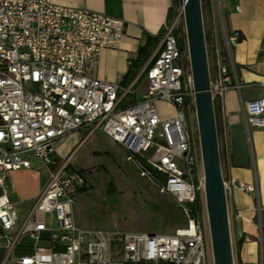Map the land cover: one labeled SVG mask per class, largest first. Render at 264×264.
<instances>
[{
  "label": "built area",
  "instance_id": "1",
  "mask_svg": "<svg viewBox=\"0 0 264 264\" xmlns=\"http://www.w3.org/2000/svg\"><path fill=\"white\" fill-rule=\"evenodd\" d=\"M124 26L105 13L52 0H0L1 264H207L197 200L201 154L187 122V99L194 101V90L183 6L162 25L161 50L145 70L143 91L95 75L101 50L119 47ZM222 33L223 45L214 38L209 53L206 48L208 70H214L211 99L220 104L225 92L241 88L230 54L240 34ZM157 102L172 106L175 115L161 117ZM243 114L247 127L264 130V97L244 103ZM82 131L89 136L99 131L122 148L142 177L173 198L185 227L172 234L77 227L73 206L89 182L72 166V155L58 156L55 144ZM22 169L43 172L46 182L20 217L5 182L10 172ZM199 184L204 191L203 177ZM226 185L223 180L224 190ZM229 185L255 192L253 184L231 179ZM256 216L255 242L264 264V208L257 207ZM26 247L28 252L15 255Z\"/></svg>",
  "mask_w": 264,
  "mask_h": 264
},
{
  "label": "crops",
  "instance_id": "2",
  "mask_svg": "<svg viewBox=\"0 0 264 264\" xmlns=\"http://www.w3.org/2000/svg\"><path fill=\"white\" fill-rule=\"evenodd\" d=\"M52 1L57 5L88 9L123 20L124 34L119 47L101 50L95 75L106 82L123 86L135 84L138 90H145L144 73L161 50L159 33L167 20L172 0ZM212 1L206 16L212 37L223 45L222 30L227 34L237 32L241 36L230 50L241 88L239 92L232 89L223 95L216 134L222 178L227 183L225 196L229 231L235 249L240 242L237 264H259V247L255 242L258 234L256 209L259 206L264 208V130L246 126L243 104L264 97V0ZM146 43L148 59L130 80H124L129 61L138 57L140 47ZM209 72L214 74L211 67ZM231 179L253 184L255 192H245L236 185H229ZM45 182L46 175L34 169L15 170L8 174L6 191L20 217L30 208ZM245 238L250 241L245 243ZM26 244L29 246L31 242L26 240ZM4 248L5 243L0 240V264ZM29 250V247L19 248L15 255L20 256Z\"/></svg>",
  "mask_w": 264,
  "mask_h": 264
},
{
  "label": "rangeland",
  "instance_id": "3",
  "mask_svg": "<svg viewBox=\"0 0 264 264\" xmlns=\"http://www.w3.org/2000/svg\"><path fill=\"white\" fill-rule=\"evenodd\" d=\"M155 106L163 118L168 119L175 114V109L168 104L157 102ZM187 122L189 134L196 148H199L196 110L192 98L187 99ZM55 148L61 158L72 155V166L83 171L89 182V187L77 195L73 206V219L77 227L106 233L148 234H172L185 227L186 219L173 198L160 194L149 179L141 176L133 163L126 161L124 150L101 132L97 131L91 136L86 131L78 135H67L55 144ZM202 177V168L198 166V196L206 263L213 264L205 196L199 184ZM109 184L112 191H108ZM231 244L233 261L237 264L232 240Z\"/></svg>",
  "mask_w": 264,
  "mask_h": 264
},
{
  "label": "water",
  "instance_id": "4",
  "mask_svg": "<svg viewBox=\"0 0 264 264\" xmlns=\"http://www.w3.org/2000/svg\"><path fill=\"white\" fill-rule=\"evenodd\" d=\"M193 81L204 196L213 264H234L219 160L200 0H181Z\"/></svg>",
  "mask_w": 264,
  "mask_h": 264
},
{
  "label": "trees",
  "instance_id": "5",
  "mask_svg": "<svg viewBox=\"0 0 264 264\" xmlns=\"http://www.w3.org/2000/svg\"><path fill=\"white\" fill-rule=\"evenodd\" d=\"M212 0H200V5H201V13H202V21H203V30H204V39H205V44H206V48L208 50L209 53V42H211V40H213L215 37H212V28L209 27V25L207 24L206 21V16H207V12H209L211 10L212 7ZM182 4L181 0H172V6L168 11V15H167V19L170 18L172 16V14L174 13V9L179 7ZM240 40H241V36H240ZM181 46L182 49L185 47V36L183 35L182 37V41H181ZM148 51H147V43L140 47L139 51H138V57L134 60L129 61V66H128V71L124 76V80H130L133 76V74L137 71V69L148 59ZM155 58L152 59V61L150 62V64L154 61ZM149 64V65H150ZM148 65V66H149ZM213 104V113H214V121H215V129H216V134H217V130H218V117H219V113H220V103L219 102H212ZM153 174L156 175L155 172H153ZM108 191H112V187L111 184H109L108 186ZM197 200L199 202V196H197ZM240 246V242H237L236 244V259H237V253H238V249Z\"/></svg>",
  "mask_w": 264,
  "mask_h": 264
}]
</instances>
